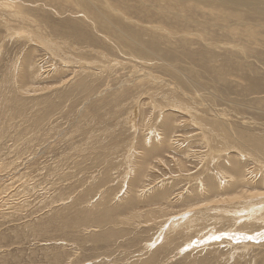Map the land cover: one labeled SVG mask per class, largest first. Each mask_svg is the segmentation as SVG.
I'll list each match as a JSON object with an SVG mask.
<instances>
[{"label":"rangeland","instance_id":"374dc122","mask_svg":"<svg viewBox=\"0 0 264 264\" xmlns=\"http://www.w3.org/2000/svg\"><path fill=\"white\" fill-rule=\"evenodd\" d=\"M106 1L118 37L0 0V264H264V17Z\"/></svg>","mask_w":264,"mask_h":264},{"label":"bare ground","instance_id":"6f19581e","mask_svg":"<svg viewBox=\"0 0 264 264\" xmlns=\"http://www.w3.org/2000/svg\"><path fill=\"white\" fill-rule=\"evenodd\" d=\"M1 1H2V3L3 2L8 3V5H7L8 11L14 17L20 19L21 22L29 21V16L27 14H25L24 11H22V9L19 10V8L17 6H18L19 2L22 4H26V5L29 3L34 4L35 2H33V0H1ZM57 1H62V0H57ZM66 1H69V5H70V3H72L73 7L78 10V12H76V13L78 15H81L83 17V19L86 20L85 22L88 23V26H90V28L94 32L100 33L101 35H102V33H108L110 35L117 36V37L120 36L117 34H123L122 30L113 23V20H115V18L118 17V13L115 10V8H118V6H113L112 4H109L106 0H100L103 7H105L108 10V12H106L103 10V8L98 7L96 5V3L93 2L92 0H66ZM137 1H138V4H140L141 6L149 8L150 10L151 9L155 10L157 12L159 18H162L161 16H172V17H175L177 19L182 20L183 23L185 22L186 24H189V25H191L193 23H195V25L196 24L201 25V23H203V24L208 23L209 25H211V27H215V29L219 28L220 29L219 31H221V29H224V32H226V30L231 31V30H236V28L238 29V28H243V27L247 26L245 24L246 22L244 23L242 21L243 19L240 20L241 15L237 14L238 13L237 10L242 11L245 9L247 11H250L251 13L256 14L259 17H264V0H137ZM47 2H53V0H47ZM150 2L152 4H150ZM42 6H46V2H44V5H42ZM191 6L194 7L193 11L190 10ZM59 9H61V8H59ZM74 11L71 12L72 15L74 14ZM95 11L98 14H96ZM102 12H104L105 14ZM200 16L201 17H207L210 20L209 21L201 20V19H199ZM159 18H155V19H159ZM152 20L153 19H149V17H148L146 26H149V28L154 27L155 29H162V30L168 29V28L167 29L165 28V26H167L168 24L163 25V22H161L159 20L162 25H153ZM211 20H213L214 22H211ZM165 22H167V21H165ZM32 23H33V21H32ZM120 25H122V24H120ZM254 25H256V24H254ZM258 26H259V24H258ZM39 29H41V27H39ZM130 30H131V28L129 27L128 31H130ZM246 31H248V30H246ZM248 32H250V30ZM169 34H170V38H171V33H169ZM124 35H122V36L124 37ZM235 36H237V35H235ZM127 37H125V38H127ZM172 37H174V36H172ZM248 37H250V36H248ZM234 39H236V38H234ZM252 39H254V38H252ZM253 42H255V41H253ZM255 44H257V43H255ZM53 45L51 43L48 44L49 49L56 54V50L53 48ZM257 45L262 47L261 43H259ZM45 46H47V43ZM159 59H161V58H159ZM230 198L235 199V197L234 198L230 197ZM223 200L224 199H222V201ZM218 201H219V199H218ZM215 202H217V201H215ZM245 204H247L245 206L251 207V208L247 209L249 211V215L257 214L258 211L254 210L255 208H257V206L256 205L253 206V204H257V205L258 204H260V205L264 204V193H261L260 195H252L249 202H246ZM259 209H260V207H259ZM188 213H190V212H188ZM188 213L178 215L180 217L175 216V217L171 218L170 219L171 220L170 226H172V224H173V226H176V224L180 221L179 218H183V219L187 218V216L190 215ZM176 219H178L179 221H176ZM256 236L258 238V235H256ZM259 236H261V235H259Z\"/></svg>","mask_w":264,"mask_h":264}]
</instances>
